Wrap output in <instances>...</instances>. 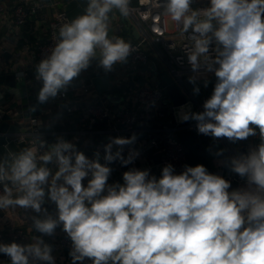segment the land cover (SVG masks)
<instances>
[{
	"label": "clouds",
	"instance_id": "clouds-1",
	"mask_svg": "<svg viewBox=\"0 0 264 264\" xmlns=\"http://www.w3.org/2000/svg\"><path fill=\"white\" fill-rule=\"evenodd\" d=\"M192 4L166 0L163 7L192 42L188 59L193 70L200 67L201 57L208 59L213 37L223 51L215 59L219 67L213 94L204 111L191 118L199 122L200 133L215 138L235 142L259 135L256 150L232 161V170L248 176L255 187L229 192L230 182L203 165L186 167L180 174L167 166L158 180L148 178L147 171H126L122 186H109L111 169L73 152L70 143L39 156L40 166L35 147L9 152L10 159H0V210L18 206L39 213L43 186L51 177L49 196L74 243L73 264L85 257L92 264H264V0H210V7L202 9ZM113 9L127 16L129 0H89L86 14L60 27L59 42L36 69V79L42 81L40 102L55 97L97 52L105 68L129 54V43L109 37ZM114 143L129 141L117 138ZM111 147L106 146L108 161L120 157L119 150L113 156ZM53 156L58 165L54 175L45 166ZM58 221L34 219V226L51 234ZM41 243L0 244V253L11 264H29L30 257L51 261L50 248Z\"/></svg>",
	"mask_w": 264,
	"mask_h": 264
},
{
	"label": "built area",
	"instance_id": "built-area-1",
	"mask_svg": "<svg viewBox=\"0 0 264 264\" xmlns=\"http://www.w3.org/2000/svg\"><path fill=\"white\" fill-rule=\"evenodd\" d=\"M135 0H129V14L126 16L128 22L136 28L140 34V40L137 43H129L130 51L124 60L120 61V65L109 71H99L101 75L108 74L111 76L110 94H115L113 90L119 89L122 93L123 105H111L109 103L108 94H99L94 86L87 81L81 80V95L75 97L69 96V90H62L58 93V98L63 104H66L65 112L71 123L78 120L75 129L69 132H64V136H68L69 140L63 143L73 145V152H76V143L84 141L82 145L84 152L93 151L97 141H101L99 149L89 161L98 160L104 166L109 167V162L106 160L107 152L102 147L103 142L111 144L115 149L120 151L121 156L132 159L128 162L126 171L140 170L147 171L148 178H161L164 167L171 166L174 174H180L190 167L184 148L180 141V133L187 129H196L198 131V121H192L185 125L183 121L172 126L175 123L174 111L175 107L168 93L169 88L159 84L156 81V73L149 71L147 83L144 86L138 84L141 77H145L143 71L145 68L151 69V60L149 51L146 45L149 44L156 48L157 53L164 60L168 72L182 90L196 104V112L204 111V103L195 95L189 81L192 83L199 81H209L211 77L216 76L215 70L219 67L215 63L223 45L216 42L215 38L209 45L208 59L201 57L200 67L193 70L188 53L192 47V42L186 39V36L181 35L180 29L175 25L171 29L169 26L170 17L164 14V4L166 0H137V5L133 6ZM159 2L160 6L157 7ZM14 5V23L17 27H23L29 20L42 9L50 8L54 11L51 21L48 23L47 34L42 43L39 45L35 58L40 62L51 54V50L59 42V29L65 23H70V19L66 9L64 8V0H12ZM196 5L197 9L210 7V1L198 3L193 1L192 7ZM115 10V9H113ZM0 11H4L1 7ZM119 11V10H118ZM86 14V13H85ZM119 21H116L117 38L121 34L123 25L119 26ZM126 42V41H125ZM83 71V69H81ZM88 72H91L87 70ZM85 71V72H87ZM152 71V72H151ZM155 77V78H154ZM129 82L134 83V86H129L127 91L125 85ZM118 90V91H119ZM107 119L106 127L97 129L96 126L102 125ZM40 119L31 118L27 132L17 136L18 142H27L29 148L37 149L38 166L42 164L39 161V156L50 152L47 145L42 142V139L54 135L42 130ZM114 136V137H113ZM137 136V140L133 138ZM113 137V138H112ZM27 138L30 140L27 141ZM117 138H123L129 143L118 146L114 143ZM256 149L261 143L259 135H255ZM41 143L43 146H41ZM59 144V143H58ZM133 145L139 147L138 155L132 154ZM117 152V150H116ZM161 153L159 163H156L154 156ZM150 158H148L149 156ZM246 157V156H245ZM119 158V157H117ZM149 159V160H148ZM52 175L58 170V165L55 160L50 168ZM215 175L230 182L231 190L235 181L238 183L237 191H248L254 189V185L250 184L248 176H240L235 178V174L225 169L215 170ZM91 174L83 181L84 186H87ZM108 178H111L109 175ZM48 183L43 187L49 191ZM58 184L63 183V180L57 181ZM10 243L16 242L21 245H31L27 241L26 234L23 230L17 229L10 234ZM66 250L74 251V243L70 237L61 236L57 239L53 246V252L58 254H66ZM51 261H42L30 257L29 264H52L53 254H50ZM73 261L72 255L69 258ZM79 264H92L90 258L85 257L83 261H76ZM0 264H11L10 258L0 253Z\"/></svg>",
	"mask_w": 264,
	"mask_h": 264
},
{
	"label": "crops",
	"instance_id": "crops-1",
	"mask_svg": "<svg viewBox=\"0 0 264 264\" xmlns=\"http://www.w3.org/2000/svg\"><path fill=\"white\" fill-rule=\"evenodd\" d=\"M65 1V0H64ZM198 3L208 2L210 0H195ZM1 7L4 8V11H0V76L4 74V69L11 65L14 60L20 61V67L18 71H21L22 74L27 73L31 70V68L36 71L39 61L34 57L39 45L42 43L47 34L48 23L51 21L54 11L46 9V11H41L37 15H35L31 20L27 22V24L23 27H17L14 23V5L12 0H6L2 3ZM67 4H64V8L66 9ZM115 11V15L112 16L111 21L115 23L116 21H120L119 26L123 25V29L125 26H129L130 24L126 20V16H119L120 12L118 9ZM125 18V19H124ZM123 19V20H122ZM116 26V25H115ZM134 28L133 26H131ZM122 29V30H123ZM136 29V28H135ZM138 39L140 40V34L137 31ZM117 38V37H115ZM113 39V41L115 40ZM146 49L149 51L150 60H151V69L145 68L143 73H145V78L148 80L149 71L154 74L156 73V81L162 84V80L159 78V74L168 72V68L162 59V57L157 53L155 47L147 44ZM102 58L97 56L93 57L89 61V65L87 68L83 69V72L89 71H109L114 67L120 65V61L115 62L111 68H105L102 65ZM152 63L156 66V71L152 67ZM169 73V72H168ZM155 78V77H154ZM27 79L26 77L22 78ZM29 79V77H28ZM38 90L34 91V96L32 95L33 90H26L25 88L18 89L19 97H12L9 99L8 104L5 108L7 112L12 116L11 123L17 124L20 126L24 132H27L30 125L31 118L40 119L41 128L46 132L48 128H52L54 135L56 136L55 141L57 143L64 142V132L59 130V126H65L66 131L69 132L72 129V124L68 115L65 112L66 104H63L58 98V94L55 97H49L45 102H40L38 100V94L42 87V81L38 80L37 82ZM31 84V82H30ZM33 85V83L31 84ZM198 88V98L202 103H205L204 97L201 94V87L195 85ZM167 87V86H166ZM6 87H1L0 90H6ZM62 90H69V96L75 97L77 95H81V90H72L66 85L58 91V93ZM194 93H195V89ZM28 92V96H27ZM47 119V120H46ZM46 120V122H45ZM77 121V120H76ZM75 121V122H76ZM106 127V124L96 126L97 129ZM114 137V136H113ZM112 137V138H113ZM251 141V145L249 146V151L252 152L256 150V138L255 136L248 137ZM138 137L135 136L133 140H137ZM204 144L207 142L214 143L218 142L221 146V151H215L212 149L211 153V161L215 170L217 169H225L227 160L231 159H240L242 158L239 155V149L244 147L243 140L237 145H232L225 137L221 138H210L204 139L202 138ZM42 142L47 145L49 148L52 146V142L48 139V136L42 139ZM107 143L103 142L102 147L106 150ZM116 150L115 147H111V153L115 157ZM140 153L139 147L133 145L132 154L138 155ZM149 156V155H148ZM150 158V156L148 157ZM90 160V158H87ZM128 160L127 157L121 156V158H114L109 162V168L111 169L110 175L111 178H108L107 184L109 186L124 184L123 173L126 172L128 163L125 164L123 161ZM149 160V159H148ZM74 163V162H73ZM234 174H236L233 171ZM45 191V195L43 197L41 203V211L38 213L34 211L32 208H21V207H13L6 210H0V244H10V234L12 231L20 229L23 230L26 234L27 241L30 244H35L39 240L41 243V247L47 245L50 248V254H53V262L52 264H73L69 258L71 256L72 250H66V254H58L53 252V246L56 244V241L61 236L70 237L63 229L62 222L58 221V209L55 204L50 199L49 191ZM106 194V191L105 193ZM51 217L54 220H57V226L53 230L51 234H44L39 232L34 226V219H46ZM71 238V237H70ZM79 264V263H75Z\"/></svg>",
	"mask_w": 264,
	"mask_h": 264
},
{
	"label": "water",
	"instance_id": "water-1",
	"mask_svg": "<svg viewBox=\"0 0 264 264\" xmlns=\"http://www.w3.org/2000/svg\"><path fill=\"white\" fill-rule=\"evenodd\" d=\"M5 1L6 0H0V9L2 3H4ZM88 2L89 0H65V3L67 4L66 12L68 13L71 22L76 18H78L79 16L84 15L86 13ZM193 9H197L196 5L193 6ZM49 10L51 11L52 9L49 8ZM42 11H46V9L44 8L42 9ZM115 14H116L115 11L109 14V37L112 39L117 37L116 27L114 23L111 21L112 16ZM126 20L128 21L127 18ZM119 22H121V20ZM131 26L132 25L130 24L129 27ZM215 27H218V25L214 22V28ZM134 33L136 36L138 35L137 30L135 28H134ZM221 51H223V47ZM96 56L102 58L99 52H97ZM19 67H20V61L18 59L14 60L10 66L4 69V74L0 76V88L1 87L7 88L4 91L0 90V159H10V157L8 156L9 152L19 154L21 151L25 150L26 148H29L26 141L24 142L17 141V136L22 134L23 130L17 124L11 123L12 116L10 115L9 112L5 110L10 98L19 97L18 89L25 88L26 90L28 89H30L31 91L33 90L32 93L33 96L35 94L34 91L38 90V85L36 83L38 81L36 79V71H34L31 68L30 71L22 74L21 71H18ZM152 67L154 70L156 69L154 63H152ZM26 76L27 79L23 80L22 78ZM159 78L169 88L168 95L175 107V111H174L175 123L171 125L174 127L176 126V124L181 123L182 121L185 125L189 124L192 121H197L191 118V114L198 113L196 112L195 102L189 98V96L182 90V88L177 83L174 82L173 78L168 72L159 74ZM82 79L84 81H87L88 83H91L99 94H106L110 92L111 76L108 74L101 75L97 71L83 72L81 70L76 77H74L70 82L66 84V86L72 90H78L81 88ZM30 82L31 84L33 83V85H31ZM146 83H147V79L145 77H141L138 80V84L141 86H144ZM134 85H135L134 83L129 82L127 85H125L126 90L129 91L130 90L129 86H134ZM195 90H196L195 95L198 96L199 92L196 86H195ZM109 95L110 93L108 94V97ZM27 96H28V92H27ZM185 114H189L190 118L188 120L183 119ZM104 123L107 124L108 120L105 119ZM59 130L65 132L66 127L59 126ZM46 132L52 133L53 129L48 128ZM179 136L190 167H195L196 165H203L210 174H215V167L213 166L212 161L210 159L212 149L209 148L207 145H205L202 141V138L210 139L213 138V136L210 134L209 135L202 134L196 129L183 130L181 131ZM48 139L52 142V146L50 147V149H52L55 145L58 144L55 141L56 139L55 135L49 134ZM29 140L30 139L27 138V141ZM68 140L69 137L65 136L64 142H67ZM100 143L101 141H97L93 151L84 152L82 147L84 141H81L80 143L75 144L76 152H80L84 154L86 158L92 157L99 149ZM243 144L244 147H242L238 151L241 157L248 156L251 153L248 149L249 146L251 145V141L249 140V138L244 139ZM160 159H161V153H158L154 156V160L156 163H159ZM54 160H55V156H53V161L45 166L51 168ZM74 161H75V156L73 155L72 162ZM239 177L240 175L236 173L235 178L238 179ZM237 190H238V183L237 181H235L229 192L237 191Z\"/></svg>",
	"mask_w": 264,
	"mask_h": 264
},
{
	"label": "trees",
	"instance_id": "trees-1",
	"mask_svg": "<svg viewBox=\"0 0 264 264\" xmlns=\"http://www.w3.org/2000/svg\"><path fill=\"white\" fill-rule=\"evenodd\" d=\"M137 4H138L137 0H135L132 3L133 6H136ZM119 16L122 17L121 14ZM118 38L124 39L127 43H137L139 41L138 37L134 33V28L129 27V26H125L124 27V29L122 30V32L118 36ZM217 83H218V78L216 76H213V77L210 78L209 81H199V82H195L194 84L198 85L199 87H201V94L200 95L202 97H204L203 101L205 102L213 94L214 88H215ZM118 90L119 89L116 88V90H113V92L115 94H119L120 90L119 91ZM76 122L78 123V120ZM77 123H73L72 127L76 128ZM226 139L234 146H237L241 142V140H237V141L233 142V141L229 140L228 138H226ZM205 145H207L209 148H211V149H213L215 151H221V149H220L221 146L219 145L218 142L217 143L216 142H214V143L207 142ZM225 170L233 172V170H232V160L231 159L227 160V164H226Z\"/></svg>",
	"mask_w": 264,
	"mask_h": 264
},
{
	"label": "rangeland",
	"instance_id": "rangeland-1",
	"mask_svg": "<svg viewBox=\"0 0 264 264\" xmlns=\"http://www.w3.org/2000/svg\"><path fill=\"white\" fill-rule=\"evenodd\" d=\"M169 26H170L171 29L174 28V22L171 19L169 20ZM162 84H164V82H162ZM189 84H190L192 89H195V84L194 83L189 82ZM121 95H122V93L121 94L120 93L119 94H113V93L110 94L109 95V103L111 105L119 104L120 106H122L123 105V97ZM46 120H45V122H46Z\"/></svg>",
	"mask_w": 264,
	"mask_h": 264
}]
</instances>
